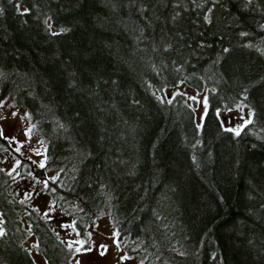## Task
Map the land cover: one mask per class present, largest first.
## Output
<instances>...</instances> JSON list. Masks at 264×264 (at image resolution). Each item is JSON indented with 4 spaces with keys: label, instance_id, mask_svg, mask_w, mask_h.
Listing matches in <instances>:
<instances>
[{
    "label": "trees",
    "instance_id": "1",
    "mask_svg": "<svg viewBox=\"0 0 264 264\" xmlns=\"http://www.w3.org/2000/svg\"><path fill=\"white\" fill-rule=\"evenodd\" d=\"M180 83L207 88L200 124L154 93ZM0 95L29 113L80 233L107 208L141 264H264V0H0ZM240 103L236 135L219 111ZM2 179L0 264H36L28 233L71 264Z\"/></svg>",
    "mask_w": 264,
    "mask_h": 264
},
{
    "label": "rangeland",
    "instance_id": "2",
    "mask_svg": "<svg viewBox=\"0 0 264 264\" xmlns=\"http://www.w3.org/2000/svg\"><path fill=\"white\" fill-rule=\"evenodd\" d=\"M154 93L162 98L183 94L194 110L196 122L201 123L207 107V88L197 90L180 83L161 90L154 88ZM219 115L224 126L233 132L240 130L253 116L252 109L244 103L232 110L219 111ZM0 129L9 138L5 145H1L0 170L12 198L24 201L25 205L36 209L55 234L68 247L71 245V264H141V258L128 257L124 253V242L118 239L107 208L86 224V230L80 233L72 216L75 208L70 204L60 205L51 193L58 170L46 168V146L43 139L36 131L29 113L19 107L10 96L0 104ZM41 162L44 163V168L39 167ZM38 173H42V176ZM25 214L26 212L22 216L23 226L28 229ZM22 245L36 264H49L33 234L28 233ZM78 248L79 252L76 250Z\"/></svg>",
    "mask_w": 264,
    "mask_h": 264
},
{
    "label": "flooded vegetation",
    "instance_id": "3",
    "mask_svg": "<svg viewBox=\"0 0 264 264\" xmlns=\"http://www.w3.org/2000/svg\"><path fill=\"white\" fill-rule=\"evenodd\" d=\"M7 96H1L0 95V104H1V102L4 100V98H6ZM9 138L5 135V133L4 132H2L1 131V129H0V146L1 145H5V143H6V141L8 140ZM0 175H2V172L0 171ZM4 176V175H3ZM3 183H7L6 182V180L5 179H2L1 180ZM3 188H4V190L6 189V191H7V195L9 196L8 198L10 199L11 198V194H10V191L8 190V188H7V185L6 186H3ZM8 198H6V197H4V202H3V204H6V205H10L11 204V201H9V199ZM20 218V220L22 221V227H23V229L25 230V227L23 226V222H24V220L22 219V217H19ZM0 229H1V232L4 230V228H3V220H1V222H0Z\"/></svg>",
    "mask_w": 264,
    "mask_h": 264
},
{
    "label": "snow or ice",
    "instance_id": "4",
    "mask_svg": "<svg viewBox=\"0 0 264 264\" xmlns=\"http://www.w3.org/2000/svg\"><path fill=\"white\" fill-rule=\"evenodd\" d=\"M248 122H250V121H248ZM240 134V132H239V130H237L236 131V135H239ZM19 164V162H17V165ZM44 163L43 162H41L40 164H39V167L40 168H44ZM9 175H11V173H9ZM47 186V184H45V187ZM3 233L2 232H0V235H2ZM69 247H71V245H69ZM78 252L80 251V249L78 248V249H76Z\"/></svg>",
    "mask_w": 264,
    "mask_h": 264
},
{
    "label": "water",
    "instance_id": "5",
    "mask_svg": "<svg viewBox=\"0 0 264 264\" xmlns=\"http://www.w3.org/2000/svg\"><path fill=\"white\" fill-rule=\"evenodd\" d=\"M38 175L41 177L42 176V173H38ZM113 264H117V262L113 263Z\"/></svg>",
    "mask_w": 264,
    "mask_h": 264
}]
</instances>
